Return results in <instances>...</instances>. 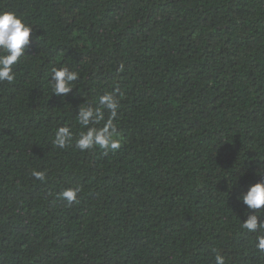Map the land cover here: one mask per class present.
I'll list each match as a JSON object with an SVG mask.
<instances>
[{"label": "trees", "instance_id": "1", "mask_svg": "<svg viewBox=\"0 0 264 264\" xmlns=\"http://www.w3.org/2000/svg\"><path fill=\"white\" fill-rule=\"evenodd\" d=\"M2 11L35 32L16 79L0 82V264H264V230L242 229L236 199L264 173V0H0ZM62 65L79 80L60 97L49 77ZM105 91L121 147L54 146ZM76 186V202L59 196Z\"/></svg>", "mask_w": 264, "mask_h": 264}, {"label": "clouds", "instance_id": "2", "mask_svg": "<svg viewBox=\"0 0 264 264\" xmlns=\"http://www.w3.org/2000/svg\"><path fill=\"white\" fill-rule=\"evenodd\" d=\"M35 29L12 11L0 12V82L12 83L16 79L13 66L25 56L30 45V37H34ZM79 80V73L67 66L53 67L49 81L52 95L66 96L72 92ZM120 107L119 100L112 93L105 91L94 103H83L76 114V121L80 131L73 133L69 124L58 126L54 132L52 143L58 148H65L75 140V147L80 151L99 148L105 153L116 151L121 147L122 137L118 132L115 119ZM108 113L107 118L105 113ZM32 175L39 181L46 179L44 171L34 170ZM260 179L250 184L245 191L238 194L237 202L242 204L245 219L241 223L242 229L248 232L264 230V173ZM81 191L79 186L63 189L59 196L69 204L77 201ZM256 247L264 252V235H259ZM215 264H226L224 256L217 254Z\"/></svg>", "mask_w": 264, "mask_h": 264}]
</instances>
